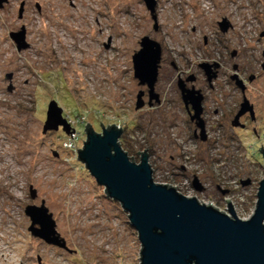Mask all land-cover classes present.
Listing matches in <instances>:
<instances>
[{
  "label": "rangeland",
  "instance_id": "374dc122",
  "mask_svg": "<svg viewBox=\"0 0 264 264\" xmlns=\"http://www.w3.org/2000/svg\"><path fill=\"white\" fill-rule=\"evenodd\" d=\"M153 16L155 22L141 0H0V264H139L126 213L77 161L86 124L95 133L100 125L121 128L120 149L134 164L145 150L153 183L228 216L225 199L236 218L252 214L264 178L258 152L264 140H224L221 131L207 141L189 140L170 62L191 73L207 53L224 73L234 63L240 79L260 74L246 86L261 93L255 107L264 121V0H155ZM223 16L231 27L222 33L215 22ZM21 28L26 47L17 51L9 34ZM143 37L160 47L153 90L162 100L134 110L143 88L133 78L131 57ZM233 49L237 56L230 58ZM221 79L219 101L231 109L230 98L222 99L230 85ZM238 95L234 90L231 97ZM51 101L66 125L73 124L67 132L74 130L73 140L60 127L42 133ZM41 202L65 249L28 231L24 208Z\"/></svg>",
  "mask_w": 264,
  "mask_h": 264
},
{
  "label": "water",
  "instance_id": "95a60500",
  "mask_svg": "<svg viewBox=\"0 0 264 264\" xmlns=\"http://www.w3.org/2000/svg\"><path fill=\"white\" fill-rule=\"evenodd\" d=\"M142 1L155 22V1ZM153 28L155 30V24ZM9 37L17 51L26 47L22 28L18 33H10ZM159 61V45L148 37L141 38L139 50L131 57L132 72L138 86L147 87L149 101L156 99L153 86ZM194 94L186 91L185 96L182 94L183 101ZM140 97L138 92L134 110L142 107ZM190 102L197 110L199 98L196 96ZM246 105L244 101L241 108ZM59 127L67 134L68 126L61 118V111L51 101L46 108L42 133L56 131ZM83 130L85 141L76 151L77 161L95 184L104 189L106 196L126 213L140 246L139 264H264V178L258 182L252 214L241 220L235 217L227 199L224 201L229 216L210 204H199L193 197L180 195L172 187L153 183L145 150L139 153V163L134 164L120 149L117 140L121 128L100 125V133H95L86 124ZM258 152L264 168V149ZM192 187L201 191L195 179ZM29 191L33 197V191ZM24 214L30 220L28 231L32 236L47 245L65 249L42 202L38 207L26 206Z\"/></svg>",
  "mask_w": 264,
  "mask_h": 264
},
{
  "label": "flooded vegetation",
  "instance_id": "af4514ba",
  "mask_svg": "<svg viewBox=\"0 0 264 264\" xmlns=\"http://www.w3.org/2000/svg\"><path fill=\"white\" fill-rule=\"evenodd\" d=\"M230 2L231 1H227V3ZM22 5L23 4L21 3V11ZM220 19L221 21H216L215 24L218 27V30L223 33L231 26L224 16ZM193 31H195V29H193ZM259 35H264V32H261ZM201 39H203V43H206L207 38L204 34ZM236 56L237 52L235 49L229 52L230 58ZM199 60V63L196 64L198 70L191 73H188L183 69H178L174 62H170L172 72L170 76L172 84L171 89L177 95V99L179 100V108L186 117L187 123L185 124L189 125L190 133L188 139L194 141L198 138H202L204 139L203 141H207V138L210 136L209 134H211L213 131H221V136H223L224 140H234L235 138L242 136L255 138L257 140H259V137L261 136V140H264L263 111L255 107V102L261 98L259 96L257 97V94L261 95V93L257 91H250L248 86H246V83L254 81L255 78L260 74L254 76L249 73L247 80L243 78L240 79L238 68L234 63L231 64L230 68L232 73L227 74L223 72L221 63L212 55L205 53ZM260 68L264 72V61ZM198 72L199 74H197ZM198 76H201V78H198ZM220 77L224 78V80ZM219 78L222 81L221 83L230 85L226 86L228 89H230V93L224 95V98L222 99L225 100L230 98L231 105H234L233 107L238 108L233 109L232 107L230 109L229 107V109L225 110L224 104L220 103L219 98L222 97L223 87L218 82V80H220ZM140 87L143 88V90L140 89L138 91L141 93L140 100L142 102V107L144 104L148 107H151L152 104L148 102L149 95L147 87L145 85ZM182 90L185 92L192 91L195 92V94L190 95L189 97L186 95L187 98L184 102L182 96H185V92L182 93ZM234 90L239 91V95L236 98L231 97V94L234 92ZM153 94L156 97L154 100L155 103L157 105L161 104L162 99L160 100L159 94L154 90ZM145 95L146 101L144 102L143 98ZM196 96L199 98L197 110L193 108L190 102ZM244 101L247 103V105L244 109H242L241 105H239V102ZM213 117L216 118L215 121L213 120ZM210 124H214L215 129H211V132H208L206 127L208 129ZM260 149L264 148L261 147L259 150Z\"/></svg>",
  "mask_w": 264,
  "mask_h": 264
},
{
  "label": "built area",
  "instance_id": "2783aa9c",
  "mask_svg": "<svg viewBox=\"0 0 264 264\" xmlns=\"http://www.w3.org/2000/svg\"><path fill=\"white\" fill-rule=\"evenodd\" d=\"M72 125H73V124H72ZM72 125H71V123H69V125H68V126H69V127H72ZM72 128H73V127H72ZM75 135H76V134H75V132H74V130H73V129H72V130H71L69 133H67V134H66V136H68V138H69L70 140H73V139H74V137H75ZM65 143L67 144V146H68V147H67V146H66V147H67L68 149L72 148V149H70L69 151H71V150H72V152H74V146H73V147H71L70 145H68V144H70V143H71V141H70V142H68V141H67V142H65Z\"/></svg>",
  "mask_w": 264,
  "mask_h": 264
},
{
  "label": "trees",
  "instance_id": "16d2710c",
  "mask_svg": "<svg viewBox=\"0 0 264 264\" xmlns=\"http://www.w3.org/2000/svg\"><path fill=\"white\" fill-rule=\"evenodd\" d=\"M129 158V157H128ZM129 161H131L130 159H129Z\"/></svg>",
  "mask_w": 264,
  "mask_h": 264
}]
</instances>
